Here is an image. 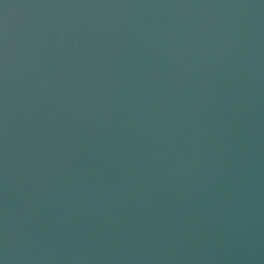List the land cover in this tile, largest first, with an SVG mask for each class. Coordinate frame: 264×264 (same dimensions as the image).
<instances>
[{"label":"water","instance_id":"water-1","mask_svg":"<svg viewBox=\"0 0 264 264\" xmlns=\"http://www.w3.org/2000/svg\"><path fill=\"white\" fill-rule=\"evenodd\" d=\"M0 264H264V0H0Z\"/></svg>","mask_w":264,"mask_h":264}]
</instances>
